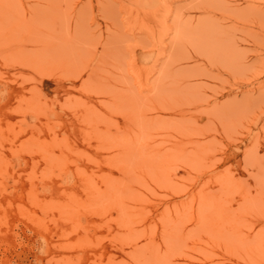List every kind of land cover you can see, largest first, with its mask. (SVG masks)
<instances>
[{
	"label": "rangeland",
	"instance_id": "rangeland-1",
	"mask_svg": "<svg viewBox=\"0 0 264 264\" xmlns=\"http://www.w3.org/2000/svg\"><path fill=\"white\" fill-rule=\"evenodd\" d=\"M0 141L5 163L24 171L64 170L82 152L94 161L84 147L102 141L117 164L89 204L116 207L111 231L96 234L95 214L82 216L60 263L45 230L1 216L0 264H87L110 241L131 247L135 264H264V0H0ZM193 189L195 209L180 207ZM138 199L166 257L135 245L158 227L135 220Z\"/></svg>",
	"mask_w": 264,
	"mask_h": 264
},
{
	"label": "bare ground",
	"instance_id": "bare-ground-1",
	"mask_svg": "<svg viewBox=\"0 0 264 264\" xmlns=\"http://www.w3.org/2000/svg\"><path fill=\"white\" fill-rule=\"evenodd\" d=\"M75 87H77V85ZM71 88L73 89V87H71ZM79 90L83 91V93L81 92V97H82V95L86 92H84L82 87L79 88ZM76 91L77 90H73V92H76ZM73 94H76V93H73ZM86 94H88V93H86ZM83 97H84V95H83ZM86 97L88 98L87 95L85 96V98ZM92 98H93V96L88 98L89 101H92ZM61 101H62V99H61ZM89 101H88V103H90ZM61 103H63V102H61ZM68 105H69V103H68ZM73 105L74 104H72V107H73ZM93 120H95V119H93ZM95 122H97V121L95 120ZM127 123H129V122H127ZM46 124H44V125H46ZM99 127H101V126H99ZM65 130H66V128H65ZM69 131L71 133V130H69ZM69 131L66 130L67 133ZM66 132H65V134H66ZM73 134H75V132ZM71 135H72V133H71ZM47 136H48V133H47ZM47 136H44L42 138L43 139L42 141H43V144H45L44 140H47L46 143L49 141L48 144L50 147H52L50 144L53 145V143L56 141H57V146H58L59 141L62 142L60 138H58V139H60L59 141H58V139H56V137H55L56 140H54V139L51 140L52 135L49 136L50 138ZM71 137H72V139L66 136L67 140L70 139L69 141L73 140V136H71ZM93 137H95V136H93ZM96 138H98V137H96ZM79 139L81 140V137ZM86 139H88V138H86ZM50 140H51V142L52 141H54V142L50 143ZM84 140L85 139H83V141ZM69 141L65 140V142L63 141V143H61V144H64L66 146V144H67L66 142L70 143ZM88 141L91 142L92 139L91 140L88 139ZM5 142H6V144H5ZM97 142H98V140H97ZM1 143L2 144L4 143L3 145H5V146L7 145V147L11 145V144H9V141H4V140ZM78 143H80V141ZM102 143H104V144H102V145L100 144L99 146H97L98 143L95 145H94V143L93 144L88 143L87 146H89L90 148L89 147L87 148V146L84 147V144L86 145V142L82 145L87 151L90 152V157L95 158V159H93L94 161H91V162L87 161V154L86 153L82 154L83 152L78 154V155L83 156L82 159L81 158L75 159L74 157L72 158V155L68 154L67 155L68 158L66 157V155H65V158H67V159L72 158L73 160L72 159L71 160L75 161V164L72 163L70 160L63 161L64 160L63 159L62 160L63 165L70 163L68 165L69 167H67V169H65L66 168L65 167L63 170V169H55V168H57L56 167L57 164H55V163H53V165L46 163L50 166L49 168H51L52 170L49 169L45 173H44L43 169L37 168V169H39V170H37V169H35L36 167L32 168L30 166L32 169H35V170L26 169L24 171L22 169L15 168L13 166L15 164L7 165L10 163V162H8L9 157H6V156L2 157V155H4V154H2V152L0 151V156L2 157V160H0V161H2V162H0L1 163L0 164V234H6L7 233L6 227L3 224V220L1 219V216H4V217H10L12 215L22 216L21 218H23V217L25 218V219L23 218L22 220H27L31 224V226L37 227V229L41 228L42 230L46 231V233L49 237L48 239H49L50 244L56 245V251L52 250L53 256L51 255L50 257H55V259L61 263L64 260V258H63V256H64L63 252L64 251L62 249L63 245L64 246L66 245L65 242L68 240L70 234L79 235L80 229L78 228L77 224L80 222V219L82 216H88V215L95 214L96 217L94 219V223H96V225H98V228H97L98 231H96V234L103 236L107 233L108 230L111 231L114 228L115 224L113 222L106 224V221L108 220L109 217L113 216V214H114L113 210L116 211V207L114 206L111 211L108 210V212L106 214L105 211H102V210L97 211L93 207H91V205H89V204H91L90 202H92L90 200V197H91V194H93L92 192H94L93 190H96V192H99V191H97L96 186L97 185L99 186L98 187L99 190L102 189L101 187H105V184L102 183V181H103V179H102L103 176H101L102 173H105L106 175L109 176L108 172H110V173H112V175H110L112 177H113V175H115L112 172V170H113L112 168L117 164L114 162L113 158H111L110 153H108L105 149L99 150L98 147H101V146L103 147V145L106 144L105 141H102ZM80 144H82V143H80ZM89 144H91V145H89ZM15 145H17V144H15ZM43 146H45V145H43ZM91 146H93V147H91ZM66 148L67 147H65V149ZM76 148H78V147L76 146ZM76 148H74L72 145V148H70V149H75L74 151H75V153H77L76 151L78 149H76ZM61 149H63V148H61ZM67 149H68V151L70 150L69 148H67ZM42 150L45 151L46 148L44 147V149H43V147H42ZM51 150H53V149H51ZM53 151L58 152L59 150H53ZM60 151H62V150H60ZM9 153H11V152H9ZM31 153H29V154L27 153V154L29 156H31L30 155ZM46 153H47V151H46ZM58 153L60 154L61 152H58ZM21 155H22V153H21ZM23 155H24V153H23ZM7 156H8V154H7ZM34 156L35 155H33L32 158H35ZM36 157H37V155H36ZM40 157H43L42 159L45 158L43 154ZM38 158H36V160ZM4 159H5L7 164L5 163ZM42 159H41V161H42ZM39 160H37V161H39ZM44 161H45V159H44ZM65 162H68V163H65ZM121 162L122 161H120V164H122ZM25 163H26V161H25ZM236 163L238 164V162H236ZM121 166L123 167V165H121ZM42 167H43V165H42ZM82 169L84 171H81ZM122 169L123 168H121V170ZM223 169H224V167L220 171L223 174H226L225 170H223ZM231 169L234 170V168H231ZM48 172H50L49 174H52V177H49L50 175H48ZM66 174L70 175V177L73 178L72 183H71V180H68V178L66 176H64ZM145 174L146 173H144V176H146L147 179H145L143 175L142 176L146 180V182L148 183V181H150V180H148L149 178ZM33 176H35V178ZM110 176L109 177L106 176L104 178L106 180L108 178L112 179V177H110ZM115 176H117V175H115ZM47 177L49 179H47ZM55 177H57V178H55ZM88 178L89 179L92 178V179H91V182H89L87 184V181L89 180ZM92 181L95 182L94 186H92V184H90V183H92ZM45 182H50V185H52V188L50 189L49 194L47 193L46 195H41L42 193H44V192L40 191V188L42 187L41 184L45 183ZM90 186L93 188L92 190L90 189ZM155 186H156V184H155ZM135 188H137V187H135ZM103 189H105V188H103ZM201 189H203V188H201ZM102 190H100V191H102ZM196 190H198V189L192 190L191 193L193 195L190 193L191 194L190 197L191 196L193 197V199L191 198L192 200L189 199V202H187L188 199L186 201H185V199H181V200H179L180 202H178V205H180V207H181V205L193 206V208L195 209V206L197 205L198 200H201L199 198L200 193L198 194L199 191H196ZM221 195H222V193H221ZM206 196L209 197V200H210V198H212L211 196H209V194L208 195L206 194ZM206 196L203 197V199H202L203 202H205L204 199L207 200ZM215 196L217 197V195H215ZM215 196L213 198L214 200L216 199ZM218 197H219V195H218ZM190 200H191V202H190ZM215 201H213V202H215V204L221 205V203H220L221 200L219 202H217V200H215ZM115 202H117V204H118L121 202V199L118 198L115 200ZM176 203H177V201H176ZM176 203H175V206H176V209L178 211L179 208L177 207ZM131 204H133L136 207L135 208V214H137L138 217L135 218V220H137V222H141V226L145 227L146 231L151 224H156L158 226L155 234L150 235V233H146V235L143 236V238L140 239L137 242V244H135V245H140V244L146 243V242L152 243L150 245L152 247H150V248H153V246L158 245L159 251H160V253H159L160 256L166 257L165 255H168L167 254L168 250H167L166 245L164 244L165 242L163 241V238H162V235L160 232L161 225L159 226V221L157 220V218L155 216L153 217V216L146 215L145 209H146L147 205H143L139 199L136 202H131ZM171 205L172 204H170V207H171L170 210H172ZM163 211L160 213L163 214L164 213ZM180 213L181 212L178 211V215H174L173 217L175 218V216H176V218H181L180 215L185 214V213H181V214ZM222 213L224 214V212H222ZM161 214H159V215H161ZM59 218L63 219L64 221H61L60 224L58 225V227L54 228L52 226L53 222H55V220H57ZM7 230H9V229H7ZM239 231H241V230L239 229ZM6 235H3V237L4 238L7 237ZM52 237H55V239H53ZM245 240H247V239H245ZM262 241H264V240L261 239L260 244H262ZM110 243H111V241L107 242L105 245L103 244L100 247V249L97 250L95 255L86 254V258H85L86 263L87 264H98V263L104 264L109 259H122L124 261H128V263H130V264H135L129 255V251H130L131 247H129V246L124 247L125 251L121 252L119 250L117 251L113 246L111 247ZM135 245H133V246H135ZM70 264H71V262H70Z\"/></svg>",
	"mask_w": 264,
	"mask_h": 264
}]
</instances>
